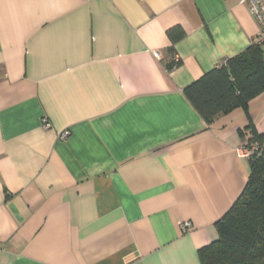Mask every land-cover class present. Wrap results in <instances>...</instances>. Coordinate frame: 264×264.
Listing matches in <instances>:
<instances>
[{
	"label": "crops",
	"instance_id": "crops-1",
	"mask_svg": "<svg viewBox=\"0 0 264 264\" xmlns=\"http://www.w3.org/2000/svg\"><path fill=\"white\" fill-rule=\"evenodd\" d=\"M257 32L235 0H0V264H199L264 91L207 124L183 90Z\"/></svg>",
	"mask_w": 264,
	"mask_h": 264
},
{
	"label": "trees",
	"instance_id": "trees-1",
	"mask_svg": "<svg viewBox=\"0 0 264 264\" xmlns=\"http://www.w3.org/2000/svg\"><path fill=\"white\" fill-rule=\"evenodd\" d=\"M168 53L179 66L174 46L185 33L178 25L166 31ZM252 44L245 52L228 58L184 88L183 94L207 123L248 102L264 91V56ZM248 145L258 152L248 157L250 174L245 187L229 210L215 223L217 237L198 250L199 264H264V135L253 134Z\"/></svg>",
	"mask_w": 264,
	"mask_h": 264
},
{
	"label": "built area",
	"instance_id": "built-area-1",
	"mask_svg": "<svg viewBox=\"0 0 264 264\" xmlns=\"http://www.w3.org/2000/svg\"><path fill=\"white\" fill-rule=\"evenodd\" d=\"M239 5L246 6L250 16L255 21L258 27V32L256 37L254 38L253 44L257 46L264 45V0H235ZM156 57H159L158 54L155 53ZM43 125L45 128H49L50 125L46 119H43ZM69 136V131H64L59 135V139L63 140ZM240 157L248 158L253 153L258 152L257 145H244L241 146L237 150ZM191 223L189 221H185L180 224V228L183 232H186L191 228Z\"/></svg>",
	"mask_w": 264,
	"mask_h": 264
}]
</instances>
